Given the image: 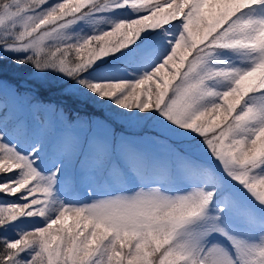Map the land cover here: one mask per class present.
Returning a JSON list of instances; mask_svg holds the SVG:
<instances>
[{"label": "snow or ice", "instance_id": "obj_1", "mask_svg": "<svg viewBox=\"0 0 264 264\" xmlns=\"http://www.w3.org/2000/svg\"><path fill=\"white\" fill-rule=\"evenodd\" d=\"M0 264H264V0H0Z\"/></svg>", "mask_w": 264, "mask_h": 264}]
</instances>
